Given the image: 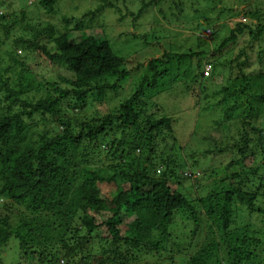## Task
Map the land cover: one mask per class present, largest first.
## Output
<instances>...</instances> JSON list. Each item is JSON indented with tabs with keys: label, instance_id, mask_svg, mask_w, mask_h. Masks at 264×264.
Here are the masks:
<instances>
[{
	"label": "trees",
	"instance_id": "obj_1",
	"mask_svg": "<svg viewBox=\"0 0 264 264\" xmlns=\"http://www.w3.org/2000/svg\"><path fill=\"white\" fill-rule=\"evenodd\" d=\"M19 1L24 5L22 8H43L51 13L61 0ZM100 1L98 9H102L105 3V0ZM126 1L137 5L136 16L140 17L144 9L157 0ZM0 6H3L2 1ZM15 13L0 14L2 35L22 23L25 16L30 17L23 9L17 16ZM91 13L93 20L95 16ZM251 14L257 18L256 27L236 23L230 35L210 54L217 55V58L208 60L210 65L206 69L200 60L206 57L204 50L184 54L163 51L160 57L148 61V73L140 77L134 93L119 103L116 113L107 114L102 119L92 116L88 122L80 123L71 115L61 114L57 107L60 99L72 91L80 104L88 97L102 100L107 86L99 85L100 79L107 75H117L116 80L127 76V71L122 68L123 57L117 55L107 35L99 38L92 33L80 32L79 38L75 39L66 32L54 34L46 26L36 28L27 24L30 34L17 37L14 44L30 50L28 54L35 53L37 62L33 65L36 68L44 62L53 67H64L54 78L45 81L46 93L35 102L20 98L23 83L18 88L10 86L7 81L0 83V89L7 93L0 96V102L6 103L4 115H0V195L5 199L0 208V258L3 249L14 241L16 247L13 249L18 248L16 255L27 258V264H146L140 263L139 259L152 251L157 254L165 252L167 263L164 264H178L176 258L180 252L190 253L185 264H222L221 251L224 249L227 251L225 260L235 257V261L228 264H259L245 263L249 255L236 259L246 245L255 243H251L247 231H243L239 238L237 229L229 234L228 228L233 226L234 197L251 210L258 200L264 199V175L259 174L256 165L243 167L247 158L255 160L257 153L264 155V119L259 118L261 107L264 111V56L260 55L263 50H258V70L249 68L247 58L238 61L236 57L234 61L231 57L220 56L221 49L234 42L246 29L252 40L264 36V16L257 15V12ZM7 18L9 22L5 23ZM155 34L161 35V32ZM43 36L47 41H41ZM15 55L13 49L6 51L7 58L20 64L19 76L26 72L33 74V67L22 58L15 59ZM195 56L200 59L191 67V59ZM183 63L188 65L185 69L181 68ZM172 67H175L174 71ZM193 70H200L204 75L193 73ZM170 71L174 76L170 78L169 86L176 81L184 88L180 90H186L189 96L197 77L205 78L206 83L198 90L199 100L210 102L209 106H201L205 111L234 97L235 90L229 91L227 80H223L234 75L242 86L247 87L241 102H247L256 112L240 113L239 120L235 119L238 132L230 136V143L214 142L201 153L192 152L188 154L190 163L186 164L178 152L182 146L175 136L174 117L169 114L158 116V112L142 116L141 111L143 95L149 96L150 105L160 111L161 107L150 99L153 96L148 91L162 85L161 80L169 76ZM254 74L257 75L256 82L249 81L253 78L249 76ZM218 78H222L223 83L215 87V82L220 81ZM60 82L71 88L63 89ZM116 87L113 84L110 88ZM252 88L254 97L249 101L247 94ZM52 92L58 95L54 97ZM253 101L259 104L255 106L251 103ZM37 114H40L43 128L33 130L34 134L27 120ZM116 121L123 137L113 139L106 152L94 143L99 148L96 152V157L101 158L96 159L98 163L92 159L96 148H91V139L111 133L118 127L114 124ZM211 122L218 123L217 120ZM78 125L87 132H74ZM85 137L90 142L83 146ZM215 149L218 153L231 151L235 158L229 165L238 164L241 171L233 174L234 180L227 186L213 181L206 195L196 201L190 200L181 190L183 180L192 178V172L188 171L198 162L199 154V163L202 164L208 154L216 157ZM216 173L217 169L213 168L210 172H199L196 186H201ZM251 175L258 178L255 190H249ZM256 211L261 213L262 209L256 208ZM201 215H205L209 222H206L209 231L203 239L198 237ZM182 217L191 223V227L185 226L186 230L175 235L172 227ZM10 222L15 226L12 227ZM255 242L263 244L260 237Z\"/></svg>",
	"mask_w": 264,
	"mask_h": 264
},
{
	"label": "rangeland",
	"instance_id": "obj_2",
	"mask_svg": "<svg viewBox=\"0 0 264 264\" xmlns=\"http://www.w3.org/2000/svg\"><path fill=\"white\" fill-rule=\"evenodd\" d=\"M0 1L3 2V6H0V14L16 12L15 14L17 16L20 9L26 10V12L30 14V17L25 16L22 23L17 24L14 29L8 31L6 34L2 35L0 30V83L7 81V83L14 88H18L19 85L23 83L24 89L20 96L22 99L35 102L39 97L44 96L46 93V89L43 87L45 81L54 78L56 73L60 72L64 67L62 65L53 67L47 62H44L36 68L33 65L34 62H37L35 53L28 54L30 50L14 44L13 40L17 37H25L30 34V29L27 24L35 25L36 28H44L46 26L52 29L54 34L66 32L71 38L75 39L79 38L78 33L80 32L92 33L99 38H102L103 35H107L117 55L123 57L124 63L122 68L127 71V76L116 80L117 75H107L100 79L99 85L106 84L107 86L105 88L106 94L102 100L98 101L97 99L94 100L88 97L83 104H80L76 102L72 91L67 97L60 99L57 107L61 110V114L71 115V118L77 123L88 122L92 116L102 119L107 114L116 113L119 103L134 93L140 77L144 73H148V61L151 58L160 57L163 51L184 54L189 51L199 52L204 50L206 51V57L200 59L198 56H195L191 59L190 63L192 67L193 63L196 62L197 59H200L204 69H206L208 65H210L208 60L215 61L217 58V55L210 54L219 47L223 39L230 35V31L234 29L236 23L241 22L255 28L258 21L256 17H252L251 13L257 12V15L261 14V16H264V0H157L154 1L152 5L146 7L140 17L136 16L138 10V8H136L137 5H132L126 0H105L102 9H98L100 3H102L100 0H61L57 9L51 13L46 12L43 8H22L24 5H21L19 0ZM91 12H93L95 16L93 20H91ZM208 21L211 23L208 24ZM6 22H9V18H7L5 23ZM79 22L81 24H78ZM156 31L161 32V35H156ZM125 33H127V35H124ZM41 41L45 42L47 38L43 36ZM48 44V46L52 47V44ZM11 49L17 53V55L14 56L15 59L22 58L25 63L33 67V74L26 72L23 76H19L20 64L13 60L11 61L6 56V51H10ZM259 49L263 50L260 55L264 56V36H261L258 40H252L248 34V29H246L237 35L234 42L221 49L220 56L231 57L233 60L237 57L238 61L247 58L248 62H250L249 68L258 70L260 68L258 64ZM242 50H244V53H242ZM38 61L40 62V60ZM262 63V69L264 70V60ZM185 66L188 65L183 63L181 68L185 69ZM172 69L174 71L175 67H172ZM171 71L169 76L161 80L164 85H158L156 89L148 91V94H152L153 96L150 99L161 107L159 109L160 111H158L156 106L153 107L150 105L151 101L148 99L149 96L146 97L145 95H143L141 111L142 116L143 114L158 112V116L169 114L174 117L175 136L178 138V144L182 146V149H179L178 152L182 155L183 162L189 164L190 158L188 154L192 152L201 153L214 142H231L230 136L236 135L238 132L239 127L237 126L236 120H239L238 117H241L242 114L240 113H248L250 110L251 112L256 111L255 109H250L247 102H241L245 97L244 94L247 93L245 91L247 87H245L246 85L242 86L243 84L241 85L240 81L233 77L234 75L229 79H223L227 80L226 85L229 91L235 90L232 95L234 97L228 99L225 104H219L217 107L213 108V110L205 111L202 107L206 105L209 106L210 102L205 103L203 102L204 100L201 101L198 98V90L206 83L205 78L203 76L197 77L194 83V89H191L192 91L189 96V92L186 90L184 92L181 91L184 90V88L180 84L175 83L176 81L173 83L171 82L172 86H169L168 82L170 78L174 76ZM192 72L204 75L200 70H193ZM70 75L72 74H69V76ZM254 75L255 76H249L253 77L249 78V81L251 80L253 82L257 79V75ZM218 80L220 81L215 82V87L223 83L222 78H218ZM60 84L63 89L69 90V88H71L62 82H60ZM113 84L117 85L114 89L110 88ZM157 90H159V92H157ZM5 94H7L6 91L1 88L0 96ZM52 94L54 97L58 95L55 92H52ZM247 95L250 101V99L254 97L253 88ZM251 103L255 106L259 104L257 101ZM210 106L212 107V105ZM5 107L6 103L1 101L0 115L6 110ZM260 112L262 115L259 118L263 120L264 111L262 107ZM212 120H217L218 123L214 124L211 122ZM27 122L32 131H39L43 128L40 114L32 116ZM114 124L118 127L112 129L113 133L108 132L105 136L96 135L91 139V142L90 140L88 141L86 137L83 139V146H85V142H90L91 148H96L94 152L95 156L92 157L94 161L98 162L96 159L100 158L96 157L97 149H99L96 146H100V150L106 152L108 150L107 147L111 145L113 139L123 137L120 134L119 123L117 122ZM224 124H226L227 127H223ZM85 129L88 128L85 127ZM78 130H80L81 133L84 132V134L87 132L84 128H81L80 125L76 128L74 127V132ZM209 142L210 144H208ZM94 143L96 146H94ZM135 152L138 153L137 150ZM74 154L75 157L78 158V155H76L77 153ZM100 154L102 155V153ZM215 154L217 158L213 156L214 154H208V157L202 164L201 162L199 163V154L197 157L198 162L194 163L195 165L188 171L189 173L192 172V178L183 180V189L177 187L175 183H172L173 186L182 191L184 190V193L190 200L196 201V198L207 194L208 190L212 187L211 185L214 184L213 181L217 180V182L219 181V183L224 186L231 183L234 180L233 174L241 171V167L238 164L233 166L229 165L230 161L235 158L234 154L231 151L218 153L216 149ZM255 165L260 169L259 174L264 175V155L262 156L257 153L255 160L247 158L246 161L243 162L244 168H253ZM80 168H82V166ZM212 168L215 170L217 169V173L206 179L207 182H203L201 186H196V183L199 182L196 179L197 174L199 172H210ZM248 181L249 190H255L258 184V178L251 175ZM263 200V198L258 200L255 208L251 210L247 205L239 202L237 197L233 199V215L231 218L233 226L228 228L229 234L234 229H237L239 238L243 231H247L251 243L257 244L255 240L258 239V237L263 240L262 245L254 244L250 245L251 247L246 245L244 251L238 254L236 259H238V257L245 258L249 255L248 261L243 259L245 263L254 262L264 264ZM4 201V197L0 195V208H2L1 205H3ZM256 208H261L262 212H257ZM206 222H208V218L205 215H201L200 223H202V226L198 235L200 239H203L204 234L209 231ZM10 223L12 227L15 226V223ZM185 226L191 227V223L187 221L185 217L178 218L176 222H174L172 232H174L175 235L180 234L179 232L187 229ZM220 236H224V234H220ZM13 247H16L14 241L3 249L0 264H18L19 262L27 264L28 262L25 260L28 259L22 255H16L18 253V248L15 250ZM221 255L223 257L222 264L235 261L234 256L230 257L229 261L225 260L227 256V251L225 249L221 251ZM166 256L165 252L157 254L152 251L146 255H142L139 262L146 264H164L167 263ZM189 256L190 253L180 252L177 255L176 261L178 264H185L188 262ZM61 259L63 263L66 262L64 257L61 256Z\"/></svg>",
	"mask_w": 264,
	"mask_h": 264
}]
</instances>
